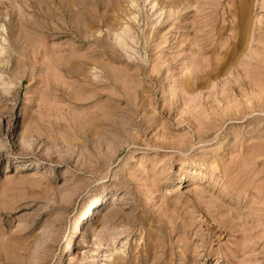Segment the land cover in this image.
Returning a JSON list of instances; mask_svg holds the SVG:
<instances>
[{"label":"rangeland","instance_id":"374dc122","mask_svg":"<svg viewBox=\"0 0 264 264\" xmlns=\"http://www.w3.org/2000/svg\"><path fill=\"white\" fill-rule=\"evenodd\" d=\"M0 264H264V0H0Z\"/></svg>","mask_w":264,"mask_h":264}]
</instances>
